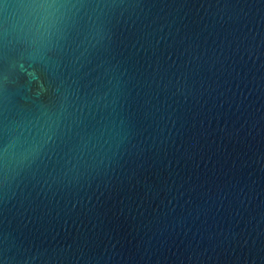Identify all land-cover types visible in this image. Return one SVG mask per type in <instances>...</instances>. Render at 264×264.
Listing matches in <instances>:
<instances>
[{
    "label": "water",
    "instance_id": "1",
    "mask_svg": "<svg viewBox=\"0 0 264 264\" xmlns=\"http://www.w3.org/2000/svg\"><path fill=\"white\" fill-rule=\"evenodd\" d=\"M0 264H264V0H0Z\"/></svg>",
    "mask_w": 264,
    "mask_h": 264
}]
</instances>
